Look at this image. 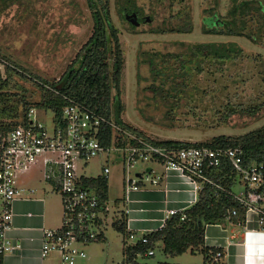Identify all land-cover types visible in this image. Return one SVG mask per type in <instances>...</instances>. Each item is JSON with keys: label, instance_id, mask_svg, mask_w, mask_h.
Here are the masks:
<instances>
[{"label": "rangeland", "instance_id": "obj_1", "mask_svg": "<svg viewBox=\"0 0 264 264\" xmlns=\"http://www.w3.org/2000/svg\"><path fill=\"white\" fill-rule=\"evenodd\" d=\"M135 1L142 19L149 17V21H141L132 28L121 15L118 0H109L112 21L119 30L125 56L122 81L125 123L156 141L191 143L209 142L221 135L239 136L264 127V115L247 118L235 113L229 122L223 121L230 111L264 104V38L258 36L255 42L247 36L204 32L205 26L218 25L214 12L221 21L231 19L229 10L233 0ZM186 15L190 16L192 30L176 31L175 27L186 20ZM245 18L247 32H262L255 14ZM93 26L86 0H0V68L5 70L3 59L27 73L26 78L19 74L11 78V90L24 96L30 106L42 103L46 93L39 81L52 82L61 77L91 37ZM221 42L238 44L242 54L219 62L196 49L202 44ZM23 115L21 112L20 116ZM34 117L42 118V115L37 111ZM48 117L40 122L50 127ZM153 164L139 163L132 172L140 174ZM107 165L111 169L108 176L110 214L104 237L89 244L76 243L86 253V258L77 259L76 264L126 261L123 235L113 227L115 221L125 220L127 214L124 186L127 172L123 156L112 153L94 158L85 167L84 174L99 176ZM236 191L241 193L242 186ZM48 196L60 216L59 195L50 192ZM117 201L121 204L119 207ZM62 223L61 220L58 229ZM195 254L199 257L188 253L181 261L203 264V253ZM161 261L178 263L165 259L161 249L154 256L138 258L140 263ZM45 264L55 263L47 259Z\"/></svg>", "mask_w": 264, "mask_h": 264}, {"label": "built area", "instance_id": "obj_2", "mask_svg": "<svg viewBox=\"0 0 264 264\" xmlns=\"http://www.w3.org/2000/svg\"><path fill=\"white\" fill-rule=\"evenodd\" d=\"M64 106L60 114L53 108L33 106L20 123L7 130H0V257L15 249L7 237L11 230L13 206L19 199L32 200L35 189H26L23 178L37 173L50 190L59 195L62 207V226L58 230L43 233L41 256L58 257L57 264H76L85 259L86 253L76 243L89 244L104 236V227L110 214L108 201L101 204L97 187L87 185V180L106 178L110 167L103 166L102 174L89 177L84 169L94 158L104 154L120 153L123 156L127 177L124 178L126 200L131 192L143 186L158 185L156 176L147 167L134 175L139 163L162 165L166 172L175 171L194 188L198 201L199 192L206 184H213L210 174L219 169L230 168L234 173L231 195L244 211L241 224L246 230L264 231V162H247L240 147H184L181 149L157 146L124 129L113 119L100 115L73 100ZM39 111L42 118L34 117ZM50 119V127L43 125V117ZM27 121V124H24ZM112 129V142L102 143L104 128ZM241 185L243 191L238 193ZM194 205V204H193ZM117 206V204H116ZM179 211L171 210L166 218ZM237 212H231L236 215ZM231 222L230 217L227 218ZM166 223V222H165ZM213 224H207L206 229ZM221 225V223L214 224ZM165 226V225H164ZM163 226V227H164ZM162 227V228H163ZM148 243L145 235L128 233L125 246L138 242ZM218 250V251H216ZM150 250L148 256L154 255ZM225 255L221 247H208V263L220 262ZM0 264H3V261Z\"/></svg>", "mask_w": 264, "mask_h": 264}, {"label": "trees", "instance_id": "obj_3", "mask_svg": "<svg viewBox=\"0 0 264 264\" xmlns=\"http://www.w3.org/2000/svg\"><path fill=\"white\" fill-rule=\"evenodd\" d=\"M92 13L94 22L93 32L88 41L82 46L75 59L67 66L65 72L58 80L49 82L39 81L46 97L42 103L29 105L24 96L15 93L10 88L11 78L19 74L26 78L27 73L16 68L8 60H3L5 70L0 68V130L11 129L20 123L21 118L33 106L53 108L58 114L62 111L68 100L83 105L100 115L113 119L124 129L131 131L138 137L144 138L150 143L168 148L181 149L184 147H240L244 151L247 162H264V127L253 130L239 136L221 135L209 142L191 143L180 140L156 141L148 137L144 132L125 123L122 114L125 104L122 101V81L125 66V56L120 40L119 30L115 27L110 13L109 0H86ZM122 17L129 22L132 28H136L129 20V13H136L142 21V14L135 0H118ZM255 14L260 22V34H252L246 31V15ZM217 20V26H205L204 32L214 35L247 36L257 42V37L264 38V4L262 0H233V6L229 10L231 19ZM175 30L188 33L192 30L190 16L179 23ZM199 53L204 56H213L215 60L224 62L236 59L242 54V49L236 43H209L196 46ZM5 75V77H4ZM22 106L20 116L19 108ZM238 113L240 117L254 118L264 115V104L248 107L243 110H233L223 119L229 122V117ZM20 117V119H19ZM27 124V121H24ZM112 129L104 128L102 143L106 146L112 142ZM213 184H206L199 192L198 201L190 208L177 212L166 220L165 226L160 230L146 235L149 242H138L135 245L125 246L127 236L126 219L115 221L113 227L123 235L126 261L123 264H148L138 262V258L149 257L146 253L155 250L157 244H163V252L171 257L181 256L187 252L203 253L206 256L208 248L205 247V232L207 224L223 223L230 217L233 224L241 226L244 220V211L239 202L231 195L234 186V173L230 168L219 169L210 174ZM87 185L98 188L101 204L109 200L108 181L106 178L87 180ZM120 203L119 201L117 202ZM236 211V215L231 212ZM102 236L101 238H103ZM100 238V239H101ZM218 251V250H216ZM206 264L207 256H206ZM2 263V258L0 257ZM155 264H170L158 262ZM214 264H221L219 262Z\"/></svg>", "mask_w": 264, "mask_h": 264}, {"label": "crops", "instance_id": "obj_4", "mask_svg": "<svg viewBox=\"0 0 264 264\" xmlns=\"http://www.w3.org/2000/svg\"><path fill=\"white\" fill-rule=\"evenodd\" d=\"M151 170L156 176H161V181L158 185L143 186L141 190L129 194L125 216L127 234L146 236L154 233L165 225L169 211L181 212L197 202L194 188L178 173L166 172L165 168L157 163L151 166ZM22 187L24 196L28 195L26 189L29 187L34 188L36 192L32 200L19 199L14 203L11 230L7 237L15 249L3 256V264H45L47 259L57 264L56 255L42 259L41 248L44 231L59 228L62 207L58 216L54 211L53 202L48 198L52 191L37 173L32 177L23 178ZM117 202L119 207L121 204ZM205 247L223 248L225 255L219 262L221 264H264V231L246 230L225 221L221 225H211L206 229ZM158 249L163 252L161 242L157 244L154 255ZM188 253L195 258L199 257L191 252L176 257L164 253V257L175 260L178 262L176 264H183L181 258ZM205 258L203 254V264H206ZM185 264L191 263L188 261Z\"/></svg>", "mask_w": 264, "mask_h": 264}, {"label": "water", "instance_id": "obj_5", "mask_svg": "<svg viewBox=\"0 0 264 264\" xmlns=\"http://www.w3.org/2000/svg\"><path fill=\"white\" fill-rule=\"evenodd\" d=\"M127 20H129L135 26H138L141 23V21L139 20L138 15L135 12L134 13H129L127 15ZM142 21L143 22L149 21V17H145Z\"/></svg>", "mask_w": 264, "mask_h": 264}]
</instances>
